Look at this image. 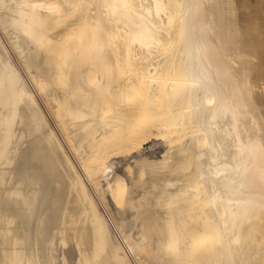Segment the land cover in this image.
<instances>
[{
    "label": "bare ground",
    "instance_id": "obj_1",
    "mask_svg": "<svg viewBox=\"0 0 264 264\" xmlns=\"http://www.w3.org/2000/svg\"><path fill=\"white\" fill-rule=\"evenodd\" d=\"M0 264H264V0H0Z\"/></svg>",
    "mask_w": 264,
    "mask_h": 264
}]
</instances>
